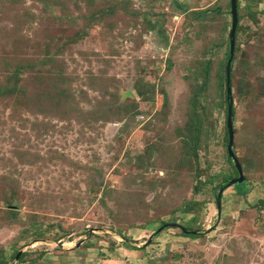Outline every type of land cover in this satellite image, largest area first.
Returning <instances> with one entry per match:
<instances>
[{"label":"rangeland","instance_id":"1","mask_svg":"<svg viewBox=\"0 0 264 264\" xmlns=\"http://www.w3.org/2000/svg\"><path fill=\"white\" fill-rule=\"evenodd\" d=\"M239 1L249 192L220 209L230 0H0V264H264V0Z\"/></svg>","mask_w":264,"mask_h":264},{"label":"water","instance_id":"2","mask_svg":"<svg viewBox=\"0 0 264 264\" xmlns=\"http://www.w3.org/2000/svg\"><path fill=\"white\" fill-rule=\"evenodd\" d=\"M231 16H232V28L229 35V46H230V52H229V59L227 62V80H226V86H227V101H228V118H227V126H228V133H229V144H228V154L231 157V159L234 161L235 166L238 170L239 176L235 179L230 180L227 184H225L221 190L220 193L217 196V201L219 203V208L221 209L220 200L222 198V193L224 192V187H230L236 184H243L245 182V176L243 173L242 166L237 158V155L234 151V131H233V115H234V100L232 97L233 90H232V68L233 63L235 59V52H236V43H237V30L239 25V6H238V0H231ZM165 226H163L160 229H163ZM159 229V231H160ZM182 230L187 235H196V231L188 230L185 227H182Z\"/></svg>","mask_w":264,"mask_h":264},{"label":"trees","instance_id":"3","mask_svg":"<svg viewBox=\"0 0 264 264\" xmlns=\"http://www.w3.org/2000/svg\"><path fill=\"white\" fill-rule=\"evenodd\" d=\"M238 6H239V10H240V1L238 0ZM230 9H231V0H230ZM195 18H203V17H205V16H203L204 15V13L203 12H196L195 14ZM239 17H240V13H239ZM231 28H232V24H231ZM238 28H239V25H238ZM231 31V30H230ZM239 31V29L237 30V35H238V32ZM228 45H229V43H228ZM229 52H230V46H228V51H227V55H226V57H225V62H224V64L221 66L222 68H223V73H219V82H220V85H221V87L222 88H224L225 89V85L224 84H226V78H227V73H226V71H227V62H228V59H229ZM205 65H204V68H203V72H204V81L202 82L203 84H201L202 86V90H203V92L206 90V89H208V87H209V84H210V62H206V63H204ZM8 90H6V91H3V90H0V95L2 96V95H7L8 93ZM225 92L227 93V86H226V90H225ZM197 97V96H196ZM226 103H227V100H226ZM227 106H228V103H227ZM227 118H228V109H227ZM228 127V126H227ZM227 142H228V144H229V134H228V129H227ZM229 155V154H228ZM238 158V157H237ZM229 161H231V164H232V166H233V169H234V173H235V176H239V174H238V170H237V168H236V166H235V164L233 163V161H232V159H231V157L229 156ZM232 180V176H227V177H225V180H224V182L223 183H221L220 184V186L222 187V186H224L227 182H228V180ZM245 185V188H246V182H244L243 184H240V185H236L235 186V189L237 190V192L240 194V195H244V194H247L248 192H249V190L247 189V190H244L243 189V186ZM196 206H198V207H200L201 206V202L200 201H196V200H194V202H189L188 204H186V206L184 207V212L185 213H193V211L195 210V207ZM164 225H168V224H164ZM187 229H191V228H189V227H186ZM184 236H186V237H190V238H196V237H198L197 235H187V234H185L184 233ZM24 255L25 254H23V256H22V258L24 257ZM16 257V256H15ZM2 264H8V262L7 261H3V262H1Z\"/></svg>","mask_w":264,"mask_h":264}]
</instances>
